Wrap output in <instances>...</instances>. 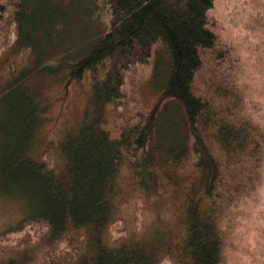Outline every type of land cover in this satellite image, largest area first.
<instances>
[{
  "label": "trees",
  "instance_id": "1",
  "mask_svg": "<svg viewBox=\"0 0 264 264\" xmlns=\"http://www.w3.org/2000/svg\"><path fill=\"white\" fill-rule=\"evenodd\" d=\"M213 4L0 0V264L223 263L264 128Z\"/></svg>",
  "mask_w": 264,
  "mask_h": 264
},
{
  "label": "rangeland",
  "instance_id": "2",
  "mask_svg": "<svg viewBox=\"0 0 264 264\" xmlns=\"http://www.w3.org/2000/svg\"><path fill=\"white\" fill-rule=\"evenodd\" d=\"M99 12L101 22H106L105 11L100 8ZM209 12L217 20V31L232 45L236 82L253 118L264 128V0H214ZM76 34L67 39L69 46L78 44ZM45 61L54 64V58ZM260 181L256 197L248 196L226 209L224 217L233 226L222 264H264V170ZM12 218L0 214V230ZM151 219L152 213L145 222ZM159 264L171 263L163 257Z\"/></svg>",
  "mask_w": 264,
  "mask_h": 264
}]
</instances>
